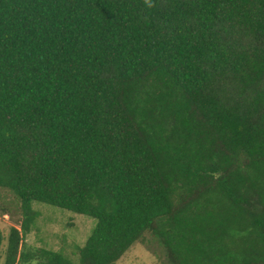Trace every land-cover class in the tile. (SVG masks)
I'll return each instance as SVG.
<instances>
[{
    "label": "trees",
    "instance_id": "trees-1",
    "mask_svg": "<svg viewBox=\"0 0 264 264\" xmlns=\"http://www.w3.org/2000/svg\"><path fill=\"white\" fill-rule=\"evenodd\" d=\"M0 190L3 264H264V0H0ZM35 200L97 219L77 260Z\"/></svg>",
    "mask_w": 264,
    "mask_h": 264
},
{
    "label": "rangeland",
    "instance_id": "rangeland-1",
    "mask_svg": "<svg viewBox=\"0 0 264 264\" xmlns=\"http://www.w3.org/2000/svg\"><path fill=\"white\" fill-rule=\"evenodd\" d=\"M2 192L7 194V196L4 195L6 196L4 202L15 206V203L9 202L12 197L9 194L11 192L0 190V193ZM4 196L0 194V199ZM2 202L0 200V204ZM32 207L37 216L30 232L26 235V245L31 248L53 249L64 256L77 260L78 255L75 252L79 247L85 245L96 227L97 219L90 215L37 200L33 201ZM14 214L13 211L3 213L0 207V229L5 235L0 264H3L4 261L11 227L13 225L19 226ZM165 254L162 245L157 240L145 242L141 239L136 241L114 264H161V260L167 262ZM159 258H161L160 261Z\"/></svg>",
    "mask_w": 264,
    "mask_h": 264
},
{
    "label": "clouds",
    "instance_id": "clouds-1",
    "mask_svg": "<svg viewBox=\"0 0 264 264\" xmlns=\"http://www.w3.org/2000/svg\"><path fill=\"white\" fill-rule=\"evenodd\" d=\"M145 4L149 7L152 6V0H145Z\"/></svg>",
    "mask_w": 264,
    "mask_h": 264
}]
</instances>
